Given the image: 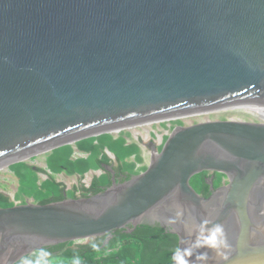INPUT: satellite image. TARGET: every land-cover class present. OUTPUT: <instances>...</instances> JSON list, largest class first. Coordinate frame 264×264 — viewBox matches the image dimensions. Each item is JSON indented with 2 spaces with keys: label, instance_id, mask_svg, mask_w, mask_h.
I'll return each mask as SVG.
<instances>
[{
  "label": "water",
  "instance_id": "95a60500",
  "mask_svg": "<svg viewBox=\"0 0 264 264\" xmlns=\"http://www.w3.org/2000/svg\"><path fill=\"white\" fill-rule=\"evenodd\" d=\"M211 112L229 120L178 126L125 183L0 208V263L149 225L217 264L194 244L222 224L219 264H264V0H0V171ZM204 173L211 189L223 176L208 197L191 184Z\"/></svg>",
  "mask_w": 264,
  "mask_h": 264
},
{
  "label": "trees",
  "instance_id": "16d2710c",
  "mask_svg": "<svg viewBox=\"0 0 264 264\" xmlns=\"http://www.w3.org/2000/svg\"><path fill=\"white\" fill-rule=\"evenodd\" d=\"M172 125L180 126L183 122L175 121ZM126 136L129 135L121 133L116 139L112 136H101L77 144L78 152L86 158L75 159V149L71 146L47 154L45 164L49 173L43 181L39 180L38 173L47 174L46 170L33 169V166L25 163L13 165L10 170L18 180V195L15 200L24 202L25 198H31L40 205L63 201L66 198V186L57 182L56 176L64 173L82 178L91 170H101L103 174L94 178L89 187L75 186L67 192L68 197L77 198L79 195L87 198L104 191L110 185L112 176L108 169L112 162L106 157L105 150L116 160L117 166L113 170L119 182H126L133 175L145 172L147 168L144 167V151L136 144H128ZM207 176V173L201 174L191 182L199 185L196 190L203 195H206L208 189L205 181ZM222 179V175H215L214 186L218 187ZM13 206L10 197L0 193V208ZM132 229L130 227L125 231L112 233V239L107 245L105 243L108 236H105L86 243H68L44 249L50 254H57L48 259V264H71L74 256L80 257L81 264H174L171 257L179 247L177 236L165 234L160 227L143 225L129 234ZM93 243L97 245L96 248L91 246Z\"/></svg>",
  "mask_w": 264,
  "mask_h": 264
},
{
  "label": "clouds",
  "instance_id": "9594fccd",
  "mask_svg": "<svg viewBox=\"0 0 264 264\" xmlns=\"http://www.w3.org/2000/svg\"><path fill=\"white\" fill-rule=\"evenodd\" d=\"M214 113H216V112H214ZM217 113H219V112H217ZM181 120H183V119H181ZM181 120H171V121H168V122H170V124H171V127H172V129H175V128H177L178 126H173L172 124L175 122V121H181ZM173 121V122H172ZM220 121H223V120H220ZM206 122V121H205ZM199 124V123H198ZM183 125H184V123H183ZM139 126V125H138ZM180 126H182V125H180ZM134 127V126H133ZM162 127H164V128H167V126L165 125V124H163L162 125ZM174 131V130H173ZM121 133L122 132H119V133H116V135H117V137H118V135H121ZM114 135V133H112V135H104V136H112V137H114L113 136ZM117 137H114L115 139L117 138ZM99 138V137H98ZM94 139H96V138H94ZM168 139L169 138H167L166 139V141H165V143H164V145L166 144V142L168 141ZM90 140V139H89ZM87 141V140H86ZM83 142V141H82ZM79 144V143H78ZM128 144H136V143H132V142H128ZM139 148H140V145L139 144H136ZM164 145H163V147H164ZM71 147H74V149H75V159H80V158H86V156L85 155H82V154H80L79 152H78V150H77V148H76V145L75 146H71ZM163 147H161L160 149H157L158 150V153H161L162 152V149H163ZM148 148L149 149H151V151H152V149L153 148H155L152 144L150 145V146H148ZM140 150H143V148H140ZM144 151V150H143ZM47 155V154H46ZM46 155H44V156H46ZM79 155H81V157H79ZM144 158H145V153H144ZM32 159H34V158H32ZM151 160H152V154H151ZM111 162H112V166H108V169L111 171V174H112V176H111V181H110V185L108 186V187H110L111 186V184H112V178L114 177L115 178V180H116V182H118V183H125V182H119L118 181V179L116 178V175H115V172H114V170H113V167H116L117 166V164H116V160H115V158L113 157V159L112 160H110ZM18 164V163H17ZM151 164V163H150ZM45 166H46V164H45ZM150 166V165H149ZM146 168H147V170L145 171V173L148 171V169H149V167H147V166H145ZM35 168H37V167H34L33 166V169H35ZM41 169V168H40ZM9 170V172H11V170H10V168L8 169ZM2 171V170H1ZM0 171V172H1ZM46 172H47V174H45V173H42V174H44L46 177L48 176V171L46 170ZM97 172H101V174L99 175V176H95V177H93L92 178V180L94 179V178H99L102 174H103V172L101 171V170H98V171H93V170H91V171H88L82 178L78 175V177L80 178V179H83V178H85L86 176H87V174H89V173H97ZM144 172H139L138 174H136V175H140V174H143ZM62 174H64V173H62ZM62 174H59V175H62ZM13 175L15 176V178H16V175L13 173ZM59 175H57V176H59ZM66 175V174H65ZM136 175H133V176H136ZM56 176V177H57ZM132 176V177H133ZM131 177V178H132ZM38 178H39V174H38ZM130 178V179H131ZM57 179V178H56ZM16 180H17V178H16ZM40 180V179H39ZM92 180L89 182V185L88 186H85V187H89L90 186V184H91V182H92ZM129 180V179H128ZM127 180V181H128ZM41 181V180H40ZM58 182V181H57ZM80 185V184H79ZM66 186V185H65ZM77 186V185H76ZM84 186V185H83ZM75 187V186H74ZM73 187V188H74ZM107 187V188H108ZM72 188V189H73ZM106 188V189H107ZM72 189H67V186H66V191H65V193L67 194V192L69 191V190H72ZM106 189H104V190H106ZM17 190H18V180H17ZM0 193H3V192H0ZM3 194H5L6 196H7V194L6 193H3ZM97 195V194H96ZM66 197V196H65ZM67 197H68V195H67ZM81 196H79L78 195V197L77 198H80ZM91 197V196H90ZM69 198V197H68ZM76 198V199H77ZM82 198V197H81ZM29 199L32 201V202H29ZM66 199V198H65ZM15 201H17V200H15ZM64 201V200H63ZM34 203V204H38V203H35L34 202V200L33 199H31V198H25L24 199V202L23 201H21V203L19 204V205H23L24 203ZM14 205H16V204H14ZM40 205V204H39ZM141 226H143V225H141ZM147 226H149V225H147ZM131 228H133V226H130ZM129 227V228H130ZM139 227V226H138ZM137 227V228H138ZM151 227H156V226H151ZM128 228V229H129ZM136 228V229H137ZM135 228H133L132 230H129V234H131V233H133L135 230H136ZM162 229V228H161ZM126 230V229H125ZM124 230V231H125ZM163 230V229H162ZM121 231H123V230H121ZM116 232V231H115ZM164 232H165V234H169V235H173V234H171V233H169V232H167V231H165L164 230ZM114 233V232H113ZM112 234V233H111ZM111 234H109V235H107L108 237L109 236H111ZM173 236H175V235H173ZM107 237V238H108ZM178 237V236H177ZM102 238V237H101ZM111 239H112V236H111ZM178 239H179V237H178ZM91 240H94V239H91ZM107 240V239H106ZM90 241V240H89ZM86 242H88V241H84V242H73L74 244H81V243H86ZM109 242V241H108ZM108 242L107 243H105L106 245L108 244ZM68 244V243H67ZM93 248H96L97 247V245L95 244V243H93L92 245H91ZM54 247H56V246H54ZM194 247L195 248H201V247H203V248H206V249H208V250H213L214 252H215V255H216V257H218V261H217V264H219V262L220 261H226V260H228V258H229V256H230V254H231V246L229 245V243H228V241H227V239H226V235H225V230H224V227H223V225L222 224H215V225H213L211 228H207V227H205L204 225H201V227H200V232H199V236H198V238H197V240H196V242H195V244H194ZM50 248V247H49ZM45 249H47V248H45ZM192 255H193V250H192V248H184V249H180V239H179V247L174 251V254H173V256L171 257V259H172V261H174V264H196V262H199V264H208V260H209V255H208V252L207 251H205V252H201V253H199L198 255H196V257H195V261H191L189 258L190 257H192ZM34 256V258H32ZM55 256H57V254H50L48 251H46V250H44V249H40L38 252H36L35 254H33V255H31V256H26V257H24V258H22L21 260H19L17 263H15V264H18L19 262H20V264H48V259L49 258H53V257H55ZM71 264H81V259H80V257L79 256H74L73 258H72V260H71Z\"/></svg>",
  "mask_w": 264,
  "mask_h": 264
},
{
  "label": "rangeland",
  "instance_id": "374dc122",
  "mask_svg": "<svg viewBox=\"0 0 264 264\" xmlns=\"http://www.w3.org/2000/svg\"><path fill=\"white\" fill-rule=\"evenodd\" d=\"M220 120H229V117L221 113L211 112L207 114L186 117L181 121L184 123L183 126L188 127L205 121H220ZM163 124H165L167 128L162 127ZM173 130L174 129H172L170 122L167 121L164 123L153 124L151 122V123L141 124L139 126H134L129 129L123 130L121 132L123 133V135H129L126 136L127 142L139 144L140 148H143L145 153V166L149 167L151 163L152 151L151 149L148 148V146L152 144L156 149H160L161 147H163L166 139L172 135ZM113 136L117 137L116 133H114ZM105 155L109 160L113 159L112 154H110L107 150H105ZM79 157H81V155H79ZM21 163H25L30 166H34L46 170L45 156L41 154L35 157L34 159H29ZM38 174H39V179L41 181L47 179V177L44 174L42 173H38ZM100 174L101 172L89 173L83 179H80L78 175L67 176L65 174L59 175L56 178L59 183L66 185L67 189H72L76 185L79 186V184L88 186L92 178L95 176H99ZM0 192L6 193L14 204L19 205L21 203V200L15 201V197L18 195L17 180L13 175V171L9 172L8 168H5L0 172ZM29 202L32 201L29 199Z\"/></svg>",
  "mask_w": 264,
  "mask_h": 264
},
{
  "label": "flooded vegetation",
  "instance_id": "af4514ba",
  "mask_svg": "<svg viewBox=\"0 0 264 264\" xmlns=\"http://www.w3.org/2000/svg\"><path fill=\"white\" fill-rule=\"evenodd\" d=\"M205 181H206V185H207V187H208V189H207V191H206V195H207V197L210 195V192H212L213 191V189H216V188H218V187H214L213 186V189H211L210 188V185H209V183H210V181H209V179H205ZM226 179L222 182V184H221V186L220 187H222V186H224V185H226ZM193 186H194V188L196 189V187H199V185H195V184H193ZM213 193H211V195H212ZM216 195V193L213 195V196H215ZM1 264V263H0Z\"/></svg>",
  "mask_w": 264,
  "mask_h": 264
},
{
  "label": "bare ground",
  "instance_id": "6f19581e",
  "mask_svg": "<svg viewBox=\"0 0 264 264\" xmlns=\"http://www.w3.org/2000/svg\"><path fill=\"white\" fill-rule=\"evenodd\" d=\"M192 116H194V115H192ZM190 117V116H189ZM147 123H151V121L150 122H147ZM144 124H146V123H144Z\"/></svg>",
  "mask_w": 264,
  "mask_h": 264
}]
</instances>
